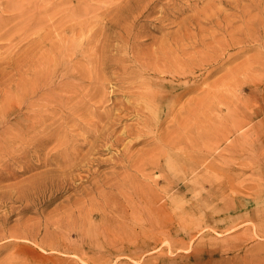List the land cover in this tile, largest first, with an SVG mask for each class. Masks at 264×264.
<instances>
[{"label": "rangeland", "instance_id": "1", "mask_svg": "<svg viewBox=\"0 0 264 264\" xmlns=\"http://www.w3.org/2000/svg\"><path fill=\"white\" fill-rule=\"evenodd\" d=\"M0 264H264V0H0Z\"/></svg>", "mask_w": 264, "mask_h": 264}, {"label": "bare ground", "instance_id": "2", "mask_svg": "<svg viewBox=\"0 0 264 264\" xmlns=\"http://www.w3.org/2000/svg\"><path fill=\"white\" fill-rule=\"evenodd\" d=\"M11 3L13 4L14 1H11ZM76 6H77V5H76ZM3 7H4V6H3ZM70 7H71V6H70ZM110 7H111V6H110ZM108 8H109V7H108ZM82 9H83V8H82ZM99 9H100V8H99ZM8 10H9V7H8ZM8 10H7V11H8ZM71 10H72V9H71ZM95 10H96V9H95ZM118 18H119V17H118ZM121 19H122V18H121ZM112 25H113V24H112ZM112 25H110V26H112ZM114 25H115V24H114ZM114 25H113V26H114ZM115 26H116V25H115ZM92 36H93V35H92ZM95 37H96V36H95ZM119 37H120V36H119ZM127 39H128V37H127ZM80 41H81V40H80ZM78 42H79V41H78ZM88 42H89V40H88ZM94 44H95V43H94ZM101 44H102V43H101ZM80 45H81V44H80ZM87 45H88V44H87ZM68 48H69V47H68ZM87 48H88V47H87ZM108 49H109V48H108ZM132 51H133V50H132ZM69 52H70V51H69ZM87 52H88V51H87ZM89 52H90V51H89ZM81 54H82V53H81ZM73 56H74V55H73ZM81 58H82V57H81ZM116 60H118V59H116ZM119 60H120V59H119ZM121 63H122V62H121ZM63 65H64V63H63ZM74 65H75V64H74ZM75 66H76V65H75ZM75 68H76V67H75ZM81 68H82V67H81ZM100 68H101V67H100ZM76 69H77V68H76ZM178 69H179V68H178ZM42 70H43V69H42ZM58 70H59V69H58ZM84 70H85V69H84ZM74 71H75V70H74ZM79 71H80V70H79ZM122 71H123V70H122ZM86 72H87V71H86ZM54 74H55V73H54ZM173 74H174V73H173ZM82 79H83V78H82ZM72 80H73V79H72ZM85 80H86V79H85ZM258 80H259V79H258ZM75 81H76V80H75ZM88 82H89V81H88ZM254 82H255V81H254ZM92 83H93V82H92ZM31 84H32V83H31ZM18 86H19V85H18ZM66 89H67V88H66ZM147 89H148V88H147ZM85 90H86V89H85ZM82 91H83V90H82ZM42 92H43V91H42ZM67 92H68V91H67ZM78 94H79V93H78ZM137 96H138V95H137ZM28 97H29V96H28ZM81 97H82V96H81ZM81 97H80V98H81ZM80 98H79V99H80ZM100 98H101V97H100ZM100 98H99V99H100ZM32 99H33V98H32ZM30 101H31V100H30ZM67 102H68V101H67ZM71 102H72V101H71ZM141 102H142V101H141ZM27 103H29V102H27ZM62 103H63V102H62ZM87 103H88V102H87ZM4 104H5V103H4ZM36 104H37V103H36ZM99 104H100V103H99ZM20 106H21V105H20ZM33 106H34V105H33ZM151 106H152V105H151ZM182 106H183V105H182ZM43 107H44V106H43ZM143 107H144V106H143ZM152 107H153V106H152ZM153 108H154V107H153ZM139 109H140V108H139ZM211 109H212V108H211ZM71 110H72V109H71ZM150 110H151V108H150ZM46 111H47V110H46ZM66 111H67V110H66ZM149 112H150V111H149ZM68 113H69V112H68ZM31 114H32V113H31ZM230 114H231V113H230ZM38 115H39V114H38ZM49 115H50V114H49ZM231 115H232V114H231ZM44 116H45V115H44ZM200 116H201V115H200ZM1 117H2V116H1ZM33 117H34V116H33ZM53 117H54V116H53ZM80 117H81V116H80ZM205 117H206V116H205ZM209 117H210V116H209ZM31 119H32V118H31ZM211 120H212V119H211ZM36 121H37V120H36ZM91 122H92V121H91ZM93 122H94V121H93ZM208 122H209V121H208ZM208 122H207V123H208ZM215 122H216V121H215ZM207 123H206V124H207ZM213 123H214V122H213ZM72 124H73V123H72ZM244 124H245V123H244ZM34 125H35V124H34ZM46 125H47V124H46ZM109 125H110V124H109ZM114 125H115V124H114ZM147 125H148V124H147ZM147 125H146V126H147ZM208 125H209V124H208ZM213 125H214V124H212V122H211V126H210V128L208 127V128H209V131L212 130L211 127H212ZM242 125H243V124H242ZM85 126H86V125H85ZM144 126H145V124H144ZM204 126H205V125H204ZM222 126H223V125H222ZM233 126H234V124H233ZM213 127H214V126H213ZM207 130H208V129H207ZM7 131H8V130H7ZM193 131H194V130H193ZM200 131H201V130H200ZM212 131H213V130H212ZM226 131H227V130H226ZM153 132H154V131H153ZM194 133H195V132H194ZM164 134H165V133H164ZM186 134H187V133H186ZM199 134H200V133H199ZM208 134H209V133H208ZM208 134H207V135L204 134V137H206V136L208 137ZM149 135H151V134H149ZM210 135H211V136H210ZM210 135H209L210 138L207 139L208 142H212V141H211V137H212L213 134L210 133ZM225 135H226V134H225ZM65 136H66V135H65ZM97 137H98V136H97ZM177 137H178V136H177ZM213 137H214V136H213ZM213 137H212V138H213ZM9 138H10V137H9ZM43 138H44V137H43ZM168 139L170 140L171 138H168ZM172 139H175V138L172 137ZM172 139H171V140H172ZM192 139H194V136H193ZM195 139H199V138H195ZM209 139H210V141H209ZM66 140H67V139H66ZM169 140H168V141H169ZM202 140H203V139H202ZM218 140H219V139H218ZM163 141H164V140H163ZM166 141H167V140H166ZM166 141H164V142H166ZM181 141H182V140H181ZM196 141H197V140H196ZM223 141H224V140H223ZM71 142H72V141H71ZM169 142H171V141H169ZM200 142H201V141H200ZM87 143H88V142H87ZM179 143H180V142H179ZM194 143H197V142H195V140H193V145H194ZM88 144H89V143H88ZM163 144H164V143H163ZM165 144H166V143H165ZM165 144L163 145L164 147H165ZM176 144L178 145V143H176ZM191 144H192V142H191ZM157 145H159V144H157ZM161 145H162V144H161ZM161 145H159V146L161 147ZM170 145H171V144H170ZM172 145L175 146V144H173V143H172ZM198 145H199V144H198ZM198 145H197V146H198ZM210 145H211V144H210ZM159 146H158V148H160ZM167 146H168V145H167ZM188 146H189V145H188ZM190 146H191V145H190ZM197 146H194L193 149H194V148L197 149V148H198ZM214 146H215V145H214ZM175 147H176V146H175ZM165 148H166V147H165ZM167 148L169 149L170 147H167ZM172 148H173V147H171V149H172ZM189 148H190V147H189ZM161 149H162V147H161ZM47 150H48V149H47ZM172 150H173V149H172ZM197 150H200V149H197ZM161 151H163V150H161ZM183 151H184V150H183ZM188 151H189V150H188ZM190 151H191V150H190ZM192 151H193V150H192ZM159 152H160V151H159ZM164 152H165V151H164ZM200 152H201V150L199 151V153H200ZM204 152H205V151H204ZM162 153H163V152H160L158 155H161ZM186 153H187V152H186ZM188 153H189V152H188ZM190 153H191V152H190ZM199 153H198V154H199ZM182 154H183V153H182ZM191 154H192V153H191ZM195 154H197V153H195ZM200 154H201V153H200ZM202 154H203V153H202ZM162 155H163V154H162ZM185 156H186V155H185ZM198 156H199V155H198ZM203 156H204V155H203ZM216 156H217V155H216ZM161 157H162V156H161ZM191 157H193V156H191ZM152 158H153V157H152ZM153 159H154V158H153ZM153 159H151L152 164H153V162H154ZM155 159H156V158H155ZM158 159H159V156H158ZM190 159H191V158H190ZM151 162H150V163H151ZM196 162H197V161H196ZM200 162H201V161H200ZM200 162L198 161V163H200ZM202 162H203V161H202ZM154 163H155V162H154ZM158 164H160V163H158ZM196 164H197V163H196ZM206 164H207V163H206ZM208 164H209V163H208ZM153 165H156V164H153ZM198 165H199V164H198ZM183 167H184V166H183ZM147 189H148V188H147ZM139 190H140V189H139ZM148 193H149V191H148ZM97 195H98V194H97ZM145 200H146V199H145ZM144 202H145V201H144ZM86 211H87V210H86ZM158 217H159V216H158ZM88 218H89V217H88ZM154 220H155V219H154ZM155 221L157 222V220H155ZM156 222H155V223H156ZM152 224H153V223H152ZM82 227H83V226H82ZM83 228H84V227H83ZM81 230H82V229H81ZM102 257H103V256H102ZM101 259H102V258H101ZM94 261H95V260H94ZM98 262H99V261H98Z\"/></svg>", "mask_w": 264, "mask_h": 264}]
</instances>
